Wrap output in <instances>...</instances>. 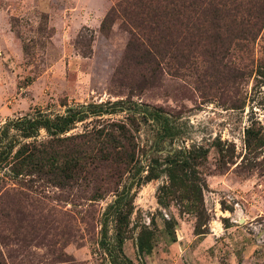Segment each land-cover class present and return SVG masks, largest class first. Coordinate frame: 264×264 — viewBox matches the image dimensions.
Masks as SVG:
<instances>
[{
    "label": "rangeland",
    "instance_id": "374dc122",
    "mask_svg": "<svg viewBox=\"0 0 264 264\" xmlns=\"http://www.w3.org/2000/svg\"><path fill=\"white\" fill-rule=\"evenodd\" d=\"M118 1L0 0V125L36 113L63 114L69 106L118 100L162 110L181 132L176 147L201 146L209 151L201 170L204 210L195 217L181 206L162 209L156 195L165 175L134 185V212L123 254L134 264H264V147L249 154L243 142L244 129L252 121L264 128V78L255 85V75L249 76L253 60L264 59V40L257 42L253 53L236 52L222 60L223 65L239 64L245 74L233 87L220 79L207 55L199 54L186 69L165 59L149 84L131 88L143 71L127 66L116 74L128 32L121 20L101 30ZM232 104L243 108L231 109ZM126 117L119 113L108 118ZM140 121L134 134L139 165L147 170L150 162L165 156L154 151L155 122ZM95 124L88 120L72 132ZM218 142L224 156L220 162ZM131 181L127 176L122 186ZM90 196L89 190L54 187L37 176L19 185L0 179L3 260L110 264L97 242L101 216L114 196L97 201ZM151 218L155 224H150ZM170 218L173 230L165 227L164 220ZM143 225L154 232L149 255L137 252L136 237Z\"/></svg>",
    "mask_w": 264,
    "mask_h": 264
},
{
    "label": "trees",
    "instance_id": "16d2710c",
    "mask_svg": "<svg viewBox=\"0 0 264 264\" xmlns=\"http://www.w3.org/2000/svg\"><path fill=\"white\" fill-rule=\"evenodd\" d=\"M117 20L122 21L129 39L116 74L127 66L143 71L139 82L129 84L136 89L149 84L165 59L186 69L199 54L207 55L220 79L233 87L245 74L239 64L230 61L223 65L222 60L236 52L253 53L257 42L264 40V0H119L106 14L101 30ZM253 63L249 76L255 75L256 85L264 78V59ZM230 108L243 106L232 104ZM119 113L127 117L108 118ZM141 119L157 125L154 151L165 156L163 161L150 162L147 170L139 165L134 134ZM88 120H94L95 126L72 132ZM180 133L162 110L129 100L69 106L55 116L36 113L8 120L0 125V179L19 185L25 178L37 176L54 187L89 190L91 201L113 195L101 216L97 244L110 264H134L123 254L134 212V185L165 175L157 204L164 210L181 206L184 213L195 217L203 213L205 181L201 170L209 151L201 146L176 147ZM243 136L247 153L264 147V128L257 121L244 129ZM168 142L170 149L166 150ZM215 148L218 161H223L221 143H215ZM127 176L132 181L122 186ZM154 222L151 218L150 224ZM164 222L167 230L174 229L171 218ZM153 240L149 225L141 226L136 237L138 254L149 255ZM0 264H7L1 251Z\"/></svg>",
    "mask_w": 264,
    "mask_h": 264
}]
</instances>
